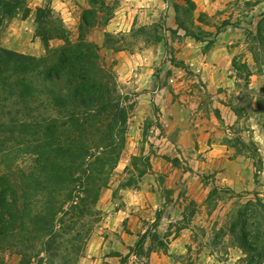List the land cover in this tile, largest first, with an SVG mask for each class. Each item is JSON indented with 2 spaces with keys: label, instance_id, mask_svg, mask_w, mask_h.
I'll return each mask as SVG.
<instances>
[{
  "label": "rangeland",
  "instance_id": "obj_1",
  "mask_svg": "<svg viewBox=\"0 0 264 264\" xmlns=\"http://www.w3.org/2000/svg\"><path fill=\"white\" fill-rule=\"evenodd\" d=\"M196 1L152 0L147 11L136 13L130 32L111 33L103 30L115 13L120 9L128 15L125 0H112L110 19L100 17L87 33L86 39L100 47L103 64L111 68L125 97L126 140L95 215L76 229L81 233L78 241L66 239H70L67 251H61L53 264H148L150 243L151 248L166 250L163 238L169 242L167 237L182 227L190 236L188 250L179 256L183 264H249L229 227L248 203L264 206V0ZM19 2L0 23V47L36 57L44 55L45 48L35 35V5L52 9L71 41L77 39L82 13L89 8L87 0ZM31 12L32 18L23 22ZM130 23L126 19L123 29ZM194 40L217 41L229 53L217 52L210 63L216 67H210V77L217 81L212 90L199 76L205 61L197 57ZM157 42H162L160 56L141 57L142 48L157 53ZM62 44L52 39L49 47ZM137 50L141 56L134 55ZM219 75L225 84L218 81ZM219 104L235 110L236 120L232 126L216 125L221 136L213 142L224 144L227 152L224 159L212 158L207 171L200 173L193 169H201L208 149L202 134L192 136L190 130L209 127L207 121L197 126L195 120L185 121L180 111V125L175 126L174 120L164 121L163 106L177 105L191 113L200 109L211 116L213 105ZM168 117L173 119L170 113ZM191 136L194 141L200 138L197 156L185 150L191 146ZM239 169L241 174L233 172ZM151 182L165 200L157 210L144 203ZM137 198L140 202L128 208ZM133 234L135 238L129 237ZM3 258L4 264H19V257L10 251Z\"/></svg>",
  "mask_w": 264,
  "mask_h": 264
},
{
  "label": "trees",
  "instance_id": "obj_2",
  "mask_svg": "<svg viewBox=\"0 0 264 264\" xmlns=\"http://www.w3.org/2000/svg\"><path fill=\"white\" fill-rule=\"evenodd\" d=\"M87 1L75 41L52 9L37 7L45 54L0 47V264L6 251L19 264H53L71 237L78 241L125 146V97L100 47L86 39L100 17L113 15L112 0ZM19 5L0 0V23ZM52 39L63 44L52 49ZM259 211L263 205L248 203L229 227L249 264H264Z\"/></svg>",
  "mask_w": 264,
  "mask_h": 264
},
{
  "label": "crops",
  "instance_id": "obj_3",
  "mask_svg": "<svg viewBox=\"0 0 264 264\" xmlns=\"http://www.w3.org/2000/svg\"><path fill=\"white\" fill-rule=\"evenodd\" d=\"M194 1L196 4H198L196 0ZM201 1H204V0H201ZM151 3H152V0H125V5H126L125 9L128 10V15L126 16L125 12L119 9L115 13V16L109 20L107 26L104 28L103 31L111 32V33H117V32H120L121 30L130 32L132 29V23L135 20L136 13L141 12V11H147L148 7L151 6ZM37 7H42V6L41 4H37L34 6L33 9H36ZM201 7L203 8V5ZM138 8L139 10H137ZM202 10H204V8ZM32 14L33 12H31V14L25 17L22 21L23 22L29 21L32 18ZM126 19L128 20V22H130L131 20L130 26L127 30L123 29L124 22ZM192 44H193V47L195 46L194 50L197 54V57L200 60L205 61V64L202 66L201 72H199V76L206 83V87L212 90L215 86H217V81L215 82L214 80L212 81V78L210 77L211 75L210 67H213V70L216 67L212 66L210 63L211 61H213L212 59L216 56L217 52H220L224 56L225 55L228 56L229 53L227 51V48L223 47L222 45H219L217 41H214L213 43L212 42L208 43V41H205V40L204 41L194 40ZM157 46L159 47L157 53L155 52L154 49L152 50L150 48H142L141 50H139L140 51L139 53H141L142 56L141 54H138V50H137V53L134 55L141 56L144 58L146 57L148 60H152L154 58L151 57V59H149L150 58L148 57L149 53H151V55L153 54V57L155 58L160 56V52L162 51L161 49L162 42H157ZM120 53L121 55L124 54V52H120ZM190 55H192V53ZM187 56L189 55L188 54L185 55V57ZM218 78H222L221 80L218 79V81H221L223 84H225L226 80L222 75H219ZM151 83H153V80L151 81ZM193 106L194 108L198 107V105H193ZM213 108L215 109L213 114L211 113V116H207V115L205 116L202 110L200 109H194L191 113L186 109L185 110L179 109V106L177 105H164L163 106L164 121L171 122L172 120H174L173 123L175 126L180 125L179 120L181 116L179 117V114H178L180 113V111L184 112L185 121L194 122L195 120L197 123L196 124L197 126H199L198 122H202L203 120L207 121L209 127L202 128V129L199 128L198 130L192 127V130H190V135L198 134V133L202 134L201 141H204V140L206 141L205 146H206V149H208V151L204 155L206 160L201 162V169L200 170L195 169V168L193 169L200 173L207 171V168L209 167V162H212L214 160L212 158H215L217 160L224 159L225 152H227L226 146L224 144H221V142L219 141L213 142V140H216L215 139L216 137L221 136L220 135L221 131L218 130L216 125L218 126L219 123H222L225 126H232L236 120V116L229 106L219 104V105H213ZM169 113L173 116V119H170L168 117ZM192 136H191V146L187 147L185 150H187V152H192V154H190L191 156H194V155L197 156L198 152H200L197 150V144L200 142V138L195 137L196 140L194 141V137ZM209 140L211 141L209 142ZM208 143H210L209 146H208ZM233 172L237 175L242 173L240 169L234 170ZM234 173H231V174H234ZM189 174L190 173L187 172L186 176ZM216 174L219 175L220 173H216ZM222 178L225 179L226 176H222ZM226 181L229 182V180H226ZM230 184L233 185L234 183H227V186L231 187ZM149 199H150L149 201L150 204L147 202V200ZM134 200L131 203H128L127 205L128 208L132 207L131 204H138L140 202V198H137L136 199L137 201L136 200L134 201ZM164 201L165 200L161 198L159 194V190L156 188L155 183L151 182V184L149 185V191L146 192V197L144 199L145 207L149 208V210H152V208L154 210H157V208H159L164 203ZM131 217H135V216L131 215ZM171 219L173 218L170 217L169 220ZM179 220H183L182 215L179 217ZM188 232H189L188 228L182 227L179 230L177 235L173 233V234H170L169 237H167L169 238V242H167L163 238L164 242L167 244L166 250H163L159 246H156L155 248H151V243H150L148 249H146L149 253L147 257L148 264H183L179 260V256L183 254L185 251H187L189 248L188 246L190 245V236ZM129 237L135 238V235L133 234V235H130ZM147 239H150L149 236L146 237V240ZM146 240H145V244L147 243ZM127 244L129 243L127 242ZM237 250L242 252L240 248ZM138 263L139 262H130V264H138Z\"/></svg>",
  "mask_w": 264,
  "mask_h": 264
}]
</instances>
